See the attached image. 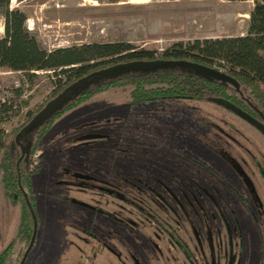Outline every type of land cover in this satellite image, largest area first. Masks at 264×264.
Segmentation results:
<instances>
[{"label": "rangeland", "instance_id": "1", "mask_svg": "<svg viewBox=\"0 0 264 264\" xmlns=\"http://www.w3.org/2000/svg\"><path fill=\"white\" fill-rule=\"evenodd\" d=\"M251 3L252 0H8L9 7H17L25 14L26 29L44 48L50 49L91 41L126 40L135 47L151 48L155 51L168 46L177 39L184 41L195 37L243 33ZM1 32L0 17V34ZM53 80L54 75L50 70L35 69L32 72H25L0 65V95L6 94L12 97L11 87L15 86L19 87L20 91L13 100L15 102L14 113L2 123L3 127L6 129L20 121L28 108H32L43 100L53 88ZM125 101L129 102L126 94L116 90H106L97 96L85 97L80 100L81 103H78L77 108L70 109L60 117L57 116V119H53L52 124L42 135L40 156L42 163L29 175L37 228L42 222V208L45 206H53V220L65 228L64 235L58 240L59 245L55 243V246V241H48L55 246L54 257L48 258L43 264H75L78 249L72 241L73 232H70L72 228L70 223L77 225L76 228L85 223L83 216L88 206L82 204L84 201L103 207L101 197L99 198L100 204L94 199L95 195L93 199H90V193L87 195L78 193L81 197L71 194L70 187L66 185L69 182L86 183L82 191H90L93 185L95 190L105 188L104 192L108 193L109 181H103L105 186L99 185L94 181L96 173L109 174V179L114 174L118 177L117 180L125 181L126 175L130 176L125 166L129 164V161L134 160L136 165L138 164L136 167L138 174L148 175V180L142 177L144 182L136 179L138 184L136 188L147 192L150 201L157 200V192L164 190L162 193L164 195L167 193L172 206L183 216L185 215L184 209L180 202L187 198L182 185L189 181L190 174L197 173L199 175L197 179L208 186L236 184L225 163L234 162V160L232 157H226L225 152L222 153L224 159H221L220 154L223 148L227 147L229 152L237 148L235 147L236 142L227 146V142L229 144L231 142V135H235L242 142L238 147L241 150L239 157H248V149L243 146V144L248 145V142L244 140L247 136V129L227 109L203 99L193 101L179 99L178 102L171 99L168 103L158 102L159 104L155 100H147L132 105L139 106L130 112L132 116L130 118L127 112H123V109L127 108ZM103 105H109L112 109V111L109 109L111 113H120L122 117L112 119L107 116L106 112L110 111H103L108 108L102 107ZM116 120L121 121L122 127L117 125ZM71 122L80 129L82 123L96 129L112 128L107 130L109 136L90 133L89 140L83 137L82 143H76V141L70 143L68 137H62L59 133H63L61 127L63 124ZM131 124L134 127L142 126L137 127V131L134 130L131 133L129 128ZM231 126L242 128L244 137L241 138L231 129ZM218 131L219 134L216 133ZM130 133L133 135L131 138ZM249 136L252 138L254 135L251 133ZM157 137L159 141L156 140ZM60 138H62L61 142ZM167 140L175 144H170ZM131 143H139V146L131 145ZM83 147L84 152L77 153ZM136 148L140 153L138 155L134 152L137 151ZM70 149L73 152H69ZM187 153L194 164L188 160V157H184ZM143 156L148 159L143 160ZM195 161L207 166L210 172L199 171L195 167ZM158 169L163 172L170 183L179 185L178 191L164 186L156 175ZM151 170L153 174L148 173ZM211 172L213 175L209 174ZM87 173L92 174L87 175ZM237 180L239 185L242 183L246 188L247 181L244 175L238 176ZM190 184L193 185L191 182ZM85 187H89V190ZM246 189L241 187V193H245L247 201L251 203ZM95 192L100 193V191ZM129 192L135 193L133 190ZM191 196L193 198L192 194ZM237 198L233 199L232 208L234 212L236 211L242 232L244 230L241 235V242L243 240L244 244L231 264H252L256 261L260 263L263 254L262 246H264L261 243V239L264 240V224H259L260 214L255 204L251 203V211H247L244 209L243 200L240 197ZM142 200L148 202L145 194H142ZM6 201L8 203L4 211L1 203ZM66 203L72 204V209L69 205L66 207ZM197 205L195 203V207ZM106 209L108 211L106 216L119 218V223H116L119 233L109 231L111 226L102 232L91 225V228L98 231L93 238L98 245L105 248L104 254L93 258L89 253V256H84V260L79 259L78 264H86V261L89 264H123L124 261L128 264H177L174 260L170 263L167 258H163V254L152 245V236L149 235L151 233L155 235V230L150 229L146 232L147 235L144 234L143 227L138 224L140 219L145 220L144 210H140V214L135 213L133 207L126 206V204L124 208H121V212H112L109 207ZM124 212L136 222H131L127 216L125 218ZM16 217V205L6 200L3 193L0 194V236L3 228L1 219L7 218L6 223L11 221L10 223L14 222L15 225ZM192 217L196 215L193 214ZM184 218L187 223L186 228L189 229L191 245L194 241L198 242V227L208 241L207 223H200L198 219L191 220L190 216H184ZM53 224L57 223L53 222ZM40 230H37L36 238L34 237L36 243L33 239L30 251L34 246L41 245L42 249V241L37 243ZM121 231L122 234H120ZM6 236L7 233L4 234V237ZM9 239L11 240L12 237ZM7 241H3L0 246ZM21 245L20 242H14V250L18 251ZM84 248L86 251L87 245ZM130 250L134 253L130 254ZM124 251L126 256H124ZM216 263L215 256L208 262V264Z\"/></svg>", "mask_w": 264, "mask_h": 264}, {"label": "trees", "instance_id": "2", "mask_svg": "<svg viewBox=\"0 0 264 264\" xmlns=\"http://www.w3.org/2000/svg\"><path fill=\"white\" fill-rule=\"evenodd\" d=\"M0 17L2 27L0 65L25 72H32L35 69L50 70L54 75L53 88L45 98L32 108H28L20 121L6 129L2 123L14 113L13 100L20 92L19 87H11L12 97L0 95V193L17 207L16 223L10 236L12 239L0 247V264H14L19 258L30 235L31 213L34 214L35 227L37 224L29 175L42 163L41 137L53 119H57V116L60 117L70 109L77 108L81 99L97 96L106 90L122 91L126 94L127 100L129 99L128 103L125 101L127 108L123 109V112H127L130 118H132L130 112L139 106L132 105L147 100L168 103L171 99L175 102L179 99L188 101L203 99L229 109L214 101L213 96L224 98L246 113L251 107H256L264 114V0H252L243 33L195 37L184 41L177 39L158 51L135 47L126 40L81 42L47 49L39 45L26 29L25 14L17 7H9L8 0H0ZM151 59H181L218 67L234 79L236 86L232 82L196 72L186 64L157 65L152 69L130 68L108 75L99 73L101 75H98L96 80H89L87 85H83L75 93L70 91L72 87L67 88L64 93L68 96L60 107L54 109L35 126L21 130L48 99L78 78L96 73L117 62ZM102 107H108L103 110L105 112L112 111L109 105ZM111 111L106 112V115L112 119L122 117L120 113L113 114ZM82 124L79 129L81 132L72 131L76 143L83 137L89 140L90 133L109 136L107 130L112 128L96 129ZM141 126L134 127L131 124L129 127L131 133ZM131 133L130 138L133 136ZM131 145L139 146L133 143ZM136 150L135 154H140L137 148ZM82 151L84 152V147L77 153ZM142 159L148 158L143 156ZM137 166L134 160L129 161L125 170L130 176L126 175V180L120 179L119 183L136 184L137 180L132 173H139ZM152 172L153 170L148 171L151 174ZM158 175L166 184V177L160 169ZM91 225L90 222L87 223L85 232L93 234L92 237L96 235L97 230L104 232L109 226H111L109 231H119L113 222L94 226L97 230L91 228ZM14 242L22 244L18 251L14 250Z\"/></svg>", "mask_w": 264, "mask_h": 264}, {"label": "flooded vegetation", "instance_id": "3", "mask_svg": "<svg viewBox=\"0 0 264 264\" xmlns=\"http://www.w3.org/2000/svg\"><path fill=\"white\" fill-rule=\"evenodd\" d=\"M227 111H229L232 115L236 116L239 119V121L242 123V125H244V127L247 129V136L244 137V134L242 133L243 131L242 128L238 126H231L232 127L231 129L234 132L238 133L241 138L244 137V140L248 142V145L243 144V146H246L248 149L249 152L248 157H244V156L239 157V153L241 152V150L238 149V147H240V144H242V142H240L239 139L235 137V135L234 136L231 135L232 138V139L230 138L231 142L230 144L227 142V146H231L233 142L234 143L236 142L235 147L237 148H235V150L232 152H229L227 147L223 148L220 154L221 159L222 158L224 159L222 153L225 152L226 157L228 156L230 158L232 157V159L234 160V162H225V163L229 168V170L231 171L236 181V184L225 183L223 185L213 184L211 186H208L206 184H202L197 179V176H199L197 175V173H193L192 175L190 174L191 178L189 179V181L185 182V184L182 185L183 186L182 189L186 193V198H187V200L183 199L180 202L184 209V214H185L184 216H190L191 220L198 219L200 223L203 222L207 223L208 241L205 238V234L202 235L200 228L198 227V233H199L198 242L194 241L191 245L190 234L188 233L189 229L186 228L187 223L185 222V218L181 213L177 212L174 206H172V204L167 198V193L165 195L162 193L164 192V190H159L157 192V200L150 201L147 192H143L142 190L136 188L138 187L137 183L136 184L134 183L132 184V182H129L128 184L126 182L119 183V180H117L118 177L113 174L112 177L109 179L108 177L109 174L99 175L96 173V175L94 176V181L99 183V185L105 186V182H107V180L109 181L108 183L110 184L109 186L110 190L107 191L108 193L104 192L106 191L105 188H99L95 190L94 189L95 186L93 185H91L92 189L90 191H82L81 189H83L84 186L87 185L86 183L80 184L76 182V184L75 183L73 184L72 182H69L72 185L69 183L66 184L70 187L71 189L70 193L72 192L71 194L81 197L80 195H78V193L81 195L82 194L87 195L90 193L91 194L90 199H93V195H95L94 199L98 203L102 201V204L101 203L100 204L103 206L101 208L97 204H93L91 202H86V201L82 203L88 206L87 207L88 210L83 216V218H85L84 221L86 224L85 223L81 224L83 226L78 224L80 225L79 228H76L77 225L72 224L73 226L72 228H70L71 229L70 232H73L72 241L75 242L74 244H76V249H78L77 252L78 256L75 261V264L79 263V259L84 260L83 259L84 256H89V253L91 256H93V258L100 257L104 254L105 248L102 247L101 245H98V243L94 241V238L91 236L93 234L91 235L86 234L85 229L87 223L90 222L93 226L98 227L100 226V224L106 225L107 223L113 222L114 225L117 227L116 223H119L120 221L119 218H112L106 216V214H108L106 208L109 207L110 210H112V212L113 211L121 212L122 210L121 208L122 207L124 208L125 204L126 206L131 205L135 213L140 214L141 213L140 210L145 211V214L143 216L145 220L140 219L138 224L143 227V232L145 235L148 234L146 232L149 231L150 229L152 231L155 230V235H153L152 233L149 235L152 236L151 238L152 245L161 254H163V258L165 259L167 258L170 263H172V261L174 260L177 264H208V262L212 260V257L215 256L217 260L216 264H220L221 262H223L224 264H231L233 258L240 253V250L243 248V244H244L243 240L241 242V235L244 232V230L242 232V227L235 213L236 211L234 212V209L232 208L233 199L234 198L238 199L237 197H240L243 200L244 209H246L247 211H251V203L252 205L255 204L260 214L258 220L259 224L260 223L264 224V132L253 122L247 120L245 117L240 115L238 110L236 111L229 108ZM247 114L253 120L260 122V125H264V114L261 111H258L256 107H251L248 110ZM120 122H118L117 125L122 127L120 125ZM61 127L63 128L62 129L63 133H59V135L62 137H68L69 138L68 141L70 143L74 141L72 131L78 130V132H81V130L79 131L80 128L76 126L73 122L63 124V126ZM216 133L219 134V131ZM226 133L228 134L230 132H226ZM251 133L254 135L252 138L249 136ZM59 140L61 142L62 138H60ZM156 140L159 141V138L157 137ZM78 141L81 142L82 139H79ZM167 142H170V144L174 143L170 140H167ZM153 144L156 145L154 141ZM242 150L244 151L243 148ZM68 151L71 152L72 149ZM184 157L186 158L188 157L189 158L188 160L191 161L188 153ZM191 162L194 164L193 161ZM195 167L199 171L205 170L210 172L209 171L210 169H208L207 166L205 167L202 163H199L198 161H195ZM88 174H92V173H87V175ZM143 174L144 173L134 174L132 176L135 179H139L140 181L144 182L142 177L148 180V175L146 174L145 176H143ZM209 174L213 175L212 172ZM156 175L160 179V176L158 174ZM240 175L241 176L244 175L247 181V185H246L247 189L242 183L240 185L238 184L237 179L238 176ZM215 178H217L216 174H215ZM190 182L193 183V185L190 184ZM164 186L166 188H171L175 191H178L180 188L179 185H173V183H170L169 180L166 182V184H164ZM241 187L248 191L251 203L247 201L244 195L245 193L243 194L241 193L242 192ZM85 189L89 190V187H85ZM132 190L135 191L134 194L129 192ZM95 191H100V193ZM142 194L146 195L148 202L145 201L146 202L145 203L142 200ZM191 194L193 195L194 199L191 198L192 197ZM100 197H101V201H99ZM109 198H113V199L108 200ZM195 203L198 204L196 207H195ZM191 209H192V213H191ZM195 211H197V213ZM193 214L196 215V217H192ZM121 215H119V217ZM124 215L125 218L127 217L130 218L131 222L132 221L136 222L134 219L131 218V216L128 215V213L126 215V213L124 212ZM258 221H257V225H259ZM117 229L119 230V227H117ZM117 232L119 233V231ZM122 233L123 232L121 231L120 234ZM77 234H81V235H77ZM116 236H118V234ZM236 238H237V244H236ZM263 241L264 240L261 239L262 244H264ZM111 244H114V242H111ZM85 245H87L86 251L84 250ZM29 249L27 250V252L29 251ZM116 250L119 249L116 248ZM27 252L21 264L23 263L27 255ZM262 252L263 254L261 255L262 259H260V263L259 261L258 262L256 261L255 263L252 264H264V246H262ZM129 253L133 254L134 251L130 250ZM124 256H126L125 251H124ZM159 261L161 262L162 258L159 259ZM86 264L89 263L86 261ZM123 264H128V262L124 261Z\"/></svg>", "mask_w": 264, "mask_h": 264}, {"label": "water", "instance_id": "4", "mask_svg": "<svg viewBox=\"0 0 264 264\" xmlns=\"http://www.w3.org/2000/svg\"><path fill=\"white\" fill-rule=\"evenodd\" d=\"M167 64H179V65L186 64V65L191 66L196 72H200L203 75L215 77L223 81L232 82L236 86V82L234 81V79L228 74H226L222 69L218 67H214V66H206L204 64L197 63V62L184 61L181 59H151V60H146V61L137 60V61L117 62L112 65L104 67L102 70H99L96 73H93L91 75L89 74L86 76H82L78 78L77 80L73 81L72 83H70L69 85H67L61 92L57 93L52 98L48 99L34 113V115L21 127V130L35 126L36 124L40 123L42 119H44L47 115H49L54 109L60 107L61 103L68 96L66 93H64L67 88L72 87L70 91L75 93L83 85H87V83H89L88 82L89 80H96L97 76L101 75L99 73H102V75H108V74H113L115 72L124 71L130 68L152 69V68H155V66L157 65H167ZM212 99L226 107H229L230 109H233L236 111L238 110L240 115L245 117L247 120L253 122L264 132V125H260V122L253 120L246 112L232 105L229 101L225 100L222 97H218V96H213ZM31 218H32V222H31V231H30L29 238L21 252L20 257L18 258L15 264H21L27 250L29 249L32 243L34 232H35V218H34L33 213H31Z\"/></svg>", "mask_w": 264, "mask_h": 264}, {"label": "crops", "instance_id": "5", "mask_svg": "<svg viewBox=\"0 0 264 264\" xmlns=\"http://www.w3.org/2000/svg\"><path fill=\"white\" fill-rule=\"evenodd\" d=\"M1 194V193H0ZM2 195V194H1ZM8 202H2V208L6 209ZM71 206L70 204L66 203V207L67 206ZM73 206L70 207V209H72ZM53 206H45L44 208H42V222L40 223L39 227L37 228L35 227V232H34V237L36 238V233L38 229H41L39 235H38V240L37 243L42 241V249L40 248V246L37 247H33V249L27 252L28 258L24 259L22 264H43V262H46V260L48 258H53L54 257V249L56 244L59 245V238H62V236L64 235V227L60 224H58L57 221L53 220V214L54 212L52 211ZM55 209H57L55 207ZM68 209V208H67ZM13 211V210H12ZM60 218V217H58ZM7 218L1 219L2 222V231H1V236H0V245L2 244L3 241H7L8 238L11 236L12 232H13V226H14V222L11 224L10 222H7ZM53 222H56L57 224H53ZM70 225H72V223H70ZM57 226V227H55ZM73 226V225H72ZM67 227V224H66ZM67 229V228H66ZM71 231V229H70ZM7 233V236L4 237V234ZM35 240V239H34ZM48 241H55L54 245H52L51 243H48ZM36 243V240H35ZM1 247V246H0ZM57 248V247H56ZM26 255V256H27Z\"/></svg>", "mask_w": 264, "mask_h": 264}]
</instances>
